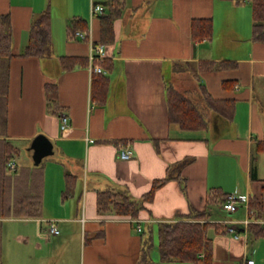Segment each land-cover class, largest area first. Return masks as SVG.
<instances>
[{"label": "crops", "instance_id": "1", "mask_svg": "<svg viewBox=\"0 0 264 264\" xmlns=\"http://www.w3.org/2000/svg\"><path fill=\"white\" fill-rule=\"evenodd\" d=\"M106 1L0 0V16L10 14L12 19L17 55L28 44L36 16L51 12V56L0 62L10 69L5 139L17 147L15 141L32 143L44 135L52 141L56 157L55 162L41 163L39 217L2 220V264H141L151 234L152 264H193L161 261L157 249L161 222L179 221L193 209L203 211L211 189L249 199L257 196L264 206L260 157L264 153L257 149L258 141L264 140V43L253 38L252 3L123 0L124 9L114 24L115 40L104 45L100 18L108 11L105 8L98 17L91 12L94 5L104 6ZM194 20H210L211 36L195 38ZM76 22L82 23L76 32H90L95 45L106 49L103 62L111 69L101 64L106 72L102 76L110 78L103 104L92 97L97 74L90 68V43L71 32ZM62 57L83 60L65 70ZM203 62H227L234 67L198 73ZM175 78L181 82L180 90L198 103L202 88L215 99L235 100L233 121L208 112L207 131L171 125L166 91ZM46 84L57 89L54 103L48 100ZM63 114L70 120L65 130ZM125 146L133 151L130 160L119 158ZM217 152L235 160L226 163ZM32 156L31 152L27 159L33 162ZM184 160L189 163L179 169L176 165ZM18 166L35 164L27 160ZM68 173L75 180L66 196ZM169 174L174 179L152 201L143 203L137 219L98 213V191L126 192L141 201L154 181ZM218 211L211 221L222 222L225 228L208 231L213 264H249L250 260L264 264V239L253 241L242 228L247 219L252 222L248 210L239 207L230 214L220 205ZM51 221L56 222L59 235L49 233ZM232 223L242 232L238 239L227 231Z\"/></svg>", "mask_w": 264, "mask_h": 264}, {"label": "trees", "instance_id": "2", "mask_svg": "<svg viewBox=\"0 0 264 264\" xmlns=\"http://www.w3.org/2000/svg\"><path fill=\"white\" fill-rule=\"evenodd\" d=\"M241 3L242 0H227ZM252 3L254 27L253 38L264 43V0H249ZM123 0H107L104 7L108 14L100 18V42L104 45L112 44L115 40L114 24L124 9ZM51 12L46 10L36 16L29 32V41L24 51L17 55L14 53L13 24L10 14L0 16V61L11 60L14 57L46 58L52 54V28ZM71 32L81 29L74 23ZM210 20H194L192 31L195 38L211 36ZM83 58L62 57L61 63L65 70L73 69L75 64ZM0 253L2 220L7 218H36L42 209L43 172L41 164L34 167H19L16 164L14 172L9 164L16 162L20 156V149L5 139L8 123V88L10 69L8 65L0 62ZM104 68L111 67L105 61L101 63ZM197 72H211L217 69L234 67L232 63L203 62L198 64ZM180 73L179 70H176ZM110 78L97 75L93 80L92 97L99 104H103L109 90ZM181 83L175 78L167 85V105L169 110V123L177 125L185 131H207L210 127L208 112H214L227 121H233L235 114V100L215 99L207 90L201 89L202 102L198 103L185 95L177 85ZM46 94L49 102H56L57 89L46 84ZM56 109V108H55ZM57 113V112H55ZM257 149L264 153V140L258 141ZM189 163L184 160L176 165L179 169ZM12 172V173H11ZM73 178V179H72ZM174 177L169 174L165 179L156 180L151 191L141 198L133 199L128 193H119L114 190L98 191L97 210L99 214L113 213L117 216L137 219L143 203L152 201L156 192ZM176 179L182 181L180 176ZM75 180L71 174H66L67 188L64 195H69ZM185 181V180H183ZM264 190V181H263ZM229 194L219 189H211L206 200L207 209L220 206ZM263 203L257 197L249 199V211L252 223L248 227L250 239H264V223L261 222ZM175 222H161L158 225V251L163 262H181L193 264H213V241L208 231L213 228L222 232L225 225L212 222L209 210H191L187 215ZM241 229V228H240ZM145 242L141 264H152L151 249L154 248L153 234ZM0 264L2 262L0 261Z\"/></svg>", "mask_w": 264, "mask_h": 264}, {"label": "built area", "instance_id": "3", "mask_svg": "<svg viewBox=\"0 0 264 264\" xmlns=\"http://www.w3.org/2000/svg\"><path fill=\"white\" fill-rule=\"evenodd\" d=\"M92 17H98V16H103L105 13V7L102 5H94L92 8ZM76 35L79 36L82 40H86L90 43L91 46V52L89 55V61H90V68L93 71L94 74L97 75H105L106 72L104 69L101 67V63H103V60L106 57V49L105 46L102 44H96L93 42L91 33L90 32H81L78 31L76 32ZM61 128L62 130H65L69 126V117L67 115H61ZM133 157V151L131 148L125 146L120 148L119 152V158L121 160H130ZM9 168L11 171H14L16 169V163L12 162L9 164ZM239 207H244L246 210H248L249 214V198L248 196H242L238 195L236 193L229 194L226 199L224 200L223 204H221V209L230 213L234 214L238 211ZM222 223V222H220ZM251 220L247 219L244 222V226L242 227L244 231L248 230L249 225L251 224ZM224 224V223H223ZM235 223H232V226L228 228V232L231 234H234V236L238 239L240 238L241 231H238L235 226H233ZM237 225V224H236ZM138 231H141V227L139 226ZM49 233L51 235H59L60 231L56 225L55 221L50 222L49 226ZM249 264H254L253 260H250L248 262Z\"/></svg>", "mask_w": 264, "mask_h": 264}, {"label": "rangeland", "instance_id": "4", "mask_svg": "<svg viewBox=\"0 0 264 264\" xmlns=\"http://www.w3.org/2000/svg\"><path fill=\"white\" fill-rule=\"evenodd\" d=\"M177 88L182 90V86L181 85H180V87L177 85ZM210 114H212L213 116H216L212 112H210ZM14 143L20 149V152H21L20 157L16 159L15 163L18 164V165H26L27 164V160H28V163L32 164L33 163L32 159L30 161H29V159H27V158H29L28 157L29 154H31V152H32V150H31V144L32 143L31 142H24V141H15ZM216 156L218 157V159H223L226 163H233V161L235 160V157H233L232 155H229V154H221V153L217 152ZM260 157L262 158L261 159L262 169H264V154H262ZM45 160H48L49 162H55L56 161V157L55 156H51V157L46 158ZM48 161H46V163H48ZM44 164H45V162H44ZM203 209L204 210H209V213L212 215L213 219L215 218V215L218 214V212H219L218 211L219 210L218 206L211 207L210 209H207V204L206 203H205V207ZM219 224L225 225L223 223H219ZM11 233L12 232H10V234Z\"/></svg>", "mask_w": 264, "mask_h": 264}, {"label": "water", "instance_id": "5", "mask_svg": "<svg viewBox=\"0 0 264 264\" xmlns=\"http://www.w3.org/2000/svg\"><path fill=\"white\" fill-rule=\"evenodd\" d=\"M31 150L33 152L32 158L35 166H39L44 159L55 154L52 141L44 135H39L33 140Z\"/></svg>", "mask_w": 264, "mask_h": 264}]
</instances>
